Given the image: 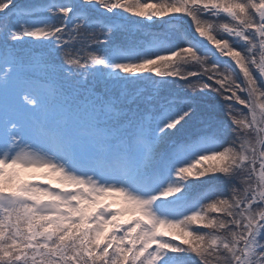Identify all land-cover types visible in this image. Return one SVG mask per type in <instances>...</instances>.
Here are the masks:
<instances>
[{"label": "snow or ice", "instance_id": "obj_1", "mask_svg": "<svg viewBox=\"0 0 264 264\" xmlns=\"http://www.w3.org/2000/svg\"><path fill=\"white\" fill-rule=\"evenodd\" d=\"M0 264H264V0H0Z\"/></svg>", "mask_w": 264, "mask_h": 264}]
</instances>
